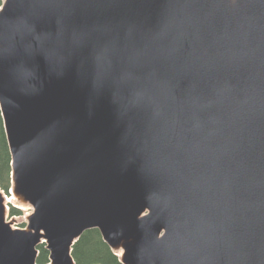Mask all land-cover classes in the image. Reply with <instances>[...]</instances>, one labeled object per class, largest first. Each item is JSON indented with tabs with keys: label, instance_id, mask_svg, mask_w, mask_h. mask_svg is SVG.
Wrapping results in <instances>:
<instances>
[{
	"label": "water",
	"instance_id": "water-1",
	"mask_svg": "<svg viewBox=\"0 0 264 264\" xmlns=\"http://www.w3.org/2000/svg\"><path fill=\"white\" fill-rule=\"evenodd\" d=\"M0 109V264H264V0H4Z\"/></svg>",
	"mask_w": 264,
	"mask_h": 264
},
{
	"label": "trees",
	"instance_id": "trees-1",
	"mask_svg": "<svg viewBox=\"0 0 264 264\" xmlns=\"http://www.w3.org/2000/svg\"><path fill=\"white\" fill-rule=\"evenodd\" d=\"M4 0H0V8ZM0 187L6 193L12 187V156L8 146L3 117L0 109ZM22 210L10 209V216H21ZM36 264H50V252L45 244L38 247ZM75 264H123L114 251L104 242L98 229L86 231L73 247Z\"/></svg>",
	"mask_w": 264,
	"mask_h": 264
},
{
	"label": "rangeland",
	"instance_id": "rangeland-1",
	"mask_svg": "<svg viewBox=\"0 0 264 264\" xmlns=\"http://www.w3.org/2000/svg\"><path fill=\"white\" fill-rule=\"evenodd\" d=\"M11 192H9L8 195H6V193L3 192L4 195V201H5V205L8 206V211L6 212V222L10 223L12 225V227L15 229H26L29 223V216L31 215V213L33 212V208L27 204L24 203L21 199H15L13 201L8 202V197L12 194H10ZM13 197V195H12ZM11 199V198H9ZM23 202V203H22ZM11 208H19L22 210V215L21 216H10V209Z\"/></svg>",
	"mask_w": 264,
	"mask_h": 264
},
{
	"label": "bare ground",
	"instance_id": "bare-ground-1",
	"mask_svg": "<svg viewBox=\"0 0 264 264\" xmlns=\"http://www.w3.org/2000/svg\"><path fill=\"white\" fill-rule=\"evenodd\" d=\"M9 198H11V199H9ZM16 198H17V196H15V195L13 194V197H12V195H11V197H10V196L8 197V202L13 201V200H15ZM118 253H119V255H122L123 250H122V249L118 250Z\"/></svg>",
	"mask_w": 264,
	"mask_h": 264
}]
</instances>
